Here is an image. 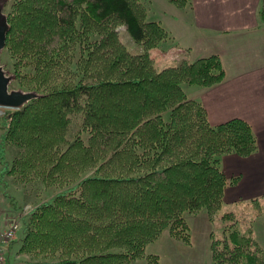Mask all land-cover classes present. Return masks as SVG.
Instances as JSON below:
<instances>
[{"label": "trees", "instance_id": "obj_1", "mask_svg": "<svg viewBox=\"0 0 264 264\" xmlns=\"http://www.w3.org/2000/svg\"><path fill=\"white\" fill-rule=\"evenodd\" d=\"M167 1L179 9L191 3ZM7 19L13 72L39 97L3 118L4 147L23 156L7 164L3 147L0 178L32 173L68 187L35 208L23 231L20 253L50 261L23 264H159L147 247L165 232L189 244L185 216L203 210L225 222L210 235L211 264H264L251 214L221 213L222 158L253 155V130L241 119L210 125L185 93L224 80L218 56L149 62L146 54L170 35L147 20L140 0H16ZM119 27L143 52L126 48ZM25 66L33 72L21 74ZM72 116L81 117L84 135L69 142ZM236 204L263 205L264 196Z\"/></svg>", "mask_w": 264, "mask_h": 264}, {"label": "crops", "instance_id": "obj_2", "mask_svg": "<svg viewBox=\"0 0 264 264\" xmlns=\"http://www.w3.org/2000/svg\"><path fill=\"white\" fill-rule=\"evenodd\" d=\"M180 10L185 12L181 25L173 30L164 26L173 38L175 53L190 61L218 56L225 72L224 80L213 87L186 89L191 90L189 99L202 104L212 126L232 119L247 122L258 143L249 157L222 158L228 179L225 202L263 197L264 0H191Z\"/></svg>", "mask_w": 264, "mask_h": 264}, {"label": "rangeland", "instance_id": "obj_3", "mask_svg": "<svg viewBox=\"0 0 264 264\" xmlns=\"http://www.w3.org/2000/svg\"><path fill=\"white\" fill-rule=\"evenodd\" d=\"M16 0H0V21L7 19L8 13L11 10L12 4ZM145 8L147 20H154L161 26H168L171 30L181 25L185 12H181L175 5L169 3L167 0H140ZM8 22V19H7ZM120 33L121 42L132 53L143 52V47L136 44L130 37L128 32L123 28H118ZM173 38L169 37L168 40L162 42L158 48L152 49L147 53L149 62L159 67L170 66L175 60L180 59L178 54L175 53ZM174 49V51H173ZM77 50V51H76ZM74 50L73 55L79 56V50ZM189 60V59H188ZM191 60H194L191 58ZM14 61L6 48L0 54V66L2 67L5 75L11 79L9 86L10 91H20L26 93H35L31 91H24L18 83V77L13 72ZM33 68L22 67L20 73H32ZM190 86L185 87V93L189 97ZM193 91L201 89L200 87L193 86ZM12 111L0 108V151L4 147L2 141L3 118L6 113ZM82 132V133H81ZM80 134L84 135L82 131V119L80 116L71 117V125L66 134L67 141L75 140ZM66 149V146H64ZM5 161L7 164L13 163L15 159L22 157V151L15 145L8 144L4 147ZM1 161V160H0ZM3 164L0 163V171ZM68 187L47 186L40 178L30 173L29 175H6L0 178V226L5 230H11L13 239L9 241V247L6 251L5 264H23L30 262H41L50 259L36 257L25 253H20L22 247V240L24 238V229L26 220L30 213L45 202L50 201L55 195ZM197 204H204L205 202H196ZM245 205V203H242ZM252 204V203H251ZM243 205L225 202L222 206L221 213L239 209V213L247 212L253 217L252 229L254 232L256 245L264 250V204ZM204 207V206H203ZM258 212L259 214H255ZM187 222L191 229L190 243L185 244L172 240L167 232L161 236L160 241L154 245L147 247V253L158 254L155 255L159 260V264H211L210 253V235L212 232L220 234L223 231L225 222L221 221L220 215L214 219H210L206 211L203 210L196 216L186 215ZM150 249V250H149ZM141 264L140 260L132 264ZM144 264H151L148 260L144 259Z\"/></svg>", "mask_w": 264, "mask_h": 264}, {"label": "water", "instance_id": "obj_4", "mask_svg": "<svg viewBox=\"0 0 264 264\" xmlns=\"http://www.w3.org/2000/svg\"><path fill=\"white\" fill-rule=\"evenodd\" d=\"M9 24L5 18L0 21V54L6 48ZM11 79L7 77L0 66V108L7 110H19L27 103L37 99L39 95L20 91H10Z\"/></svg>", "mask_w": 264, "mask_h": 264}, {"label": "built area", "instance_id": "obj_5", "mask_svg": "<svg viewBox=\"0 0 264 264\" xmlns=\"http://www.w3.org/2000/svg\"><path fill=\"white\" fill-rule=\"evenodd\" d=\"M13 229L5 230L0 226V264L6 263V251L9 247V241L13 239Z\"/></svg>", "mask_w": 264, "mask_h": 264}]
</instances>
